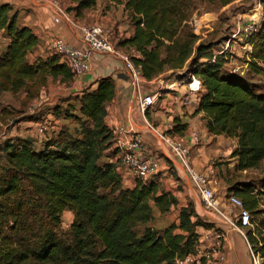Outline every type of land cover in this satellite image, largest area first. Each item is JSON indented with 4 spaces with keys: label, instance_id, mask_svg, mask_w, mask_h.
Returning a JSON list of instances; mask_svg holds the SVG:
<instances>
[{
    "label": "trees",
    "instance_id": "1",
    "mask_svg": "<svg viewBox=\"0 0 264 264\" xmlns=\"http://www.w3.org/2000/svg\"><path fill=\"white\" fill-rule=\"evenodd\" d=\"M68 1L73 5L66 9L77 15L97 2ZM262 3V24L248 42L250 66L258 72H264L259 66L264 64ZM185 7L184 0H126L134 33L123 43L139 55L132 59L147 80L165 72L181 78L180 73L189 68L201 81L198 111L204 113L207 131L237 140L232 157L237 159L238 171L256 168L264 159V94L224 73L228 56L215 55L216 44L201 40L183 25ZM17 19L13 5L0 3V30L9 38L0 54V92L28 91L27 99H32L36 97L29 88L33 82L44 86L48 77L72 80L74 74L56 54L29 62L38 37L29 27L19 26ZM114 97V79L101 78L95 88L77 97V114L69 110L65 115L80 126L78 136L64 127L44 142L42 150L36 149L31 138L0 144V264H176L194 251L199 229L212 228L197 217L191 202L180 208L178 223L162 232L147 224L153 219L152 205L166 214L178 200L171 192L158 194L155 177L136 180L131 189L123 187L118 162H111L106 153L112 148L119 152L106 124L107 104ZM58 107L53 115L60 117ZM183 129L177 124L169 133L178 135ZM253 189L241 183L229 188L252 219L262 214ZM67 210L74 214V221L63 232L62 216ZM246 236L254 253L264 260V236L258 235L257 226Z\"/></svg>",
    "mask_w": 264,
    "mask_h": 264
},
{
    "label": "crops",
    "instance_id": "2",
    "mask_svg": "<svg viewBox=\"0 0 264 264\" xmlns=\"http://www.w3.org/2000/svg\"><path fill=\"white\" fill-rule=\"evenodd\" d=\"M61 1L65 9L73 5L68 0ZM125 2L126 0H122L121 3L97 0L95 6L84 9L80 15H77L74 10L66 9L68 18L64 17L60 23H55L51 7L37 0H0V3L13 5L14 9L18 11V25L29 27L38 37V45L28 55L30 63L53 55L51 42L55 37H61L76 46H83L79 34L81 25H101L121 50L129 51L132 54L133 48L129 44L123 43L130 39L134 33L128 26L127 19L129 17L125 10ZM8 42L9 38L6 33L0 30V54L5 51ZM133 56L139 57L136 53ZM186 71H189V68ZM180 75L182 77L178 78L165 72L151 80L144 78L143 83L137 88L125 71L122 60L111 56H94L91 70L80 77H74L69 82H62L60 78L55 79L53 84L52 77H48L47 84L40 91L39 97L32 98L35 101L32 104L33 106H47L51 103H72L75 101L79 106L77 97L83 90L95 88L97 80L101 78L112 77L115 83V97L107 104L106 124L110 129L118 126L133 128L143 135L147 153L162 158L161 170L155 178L158 183V194L171 192L178 200L177 206L172 207L173 210H177V219L174 223H178L180 208L190 202L193 203L197 217L211 224L212 230H218L224 235L227 253L225 264H252L250 244L246 238L249 228L242 229L240 232L233 226L237 210L228 203V197L231 194L227 193V190L221 191L220 189V194L217 195L220 169L209 168L213 159L231 152L225 148L226 144L229 145L228 139L230 138L223 135H212L207 131L204 113L198 111L202 89L199 92H191L181 84L175 88V91L165 90V86L169 83H181L184 75L183 73ZM161 90L163 91L162 96L157 104L145 112L141 111L138 96ZM45 94H49V96L46 98L43 96ZM24 98H27L26 94H23L22 99ZM51 115L53 116L52 113ZM54 120L56 119L54 118ZM29 123V125L37 127L35 120H31ZM177 124L184 126L178 136L190 148V161L197 170L207 177L209 186L216 194L218 205L216 211L204 207L200 196L193 190L178 164L167 161V158H163L159 151L155 133L157 131L170 132ZM47 128L45 126V130ZM51 137L49 136L45 140ZM106 153L111 162L119 161L120 153L115 154L113 148L107 150ZM122 184L124 188L131 189L135 186V180L126 173L122 177ZM204 231L205 229L200 228L198 233Z\"/></svg>",
    "mask_w": 264,
    "mask_h": 264
},
{
    "label": "rangeland",
    "instance_id": "3",
    "mask_svg": "<svg viewBox=\"0 0 264 264\" xmlns=\"http://www.w3.org/2000/svg\"><path fill=\"white\" fill-rule=\"evenodd\" d=\"M59 2L62 4L61 0ZM184 3H186V7L183 9L186 18L183 25H188L199 35L201 40L216 44L213 49L215 55L225 53L228 56L229 62L224 66V73L240 78V80L252 87L255 93L264 94V72H258L251 68L252 45L248 43L251 35L259 30L263 21L262 0H184ZM127 20L129 22L128 26L134 31L130 24V19L128 18ZM107 36L118 47V44L111 40L109 33H107ZM127 53L131 54L129 51ZM259 66L264 69V64ZM189 72L191 70L182 73H186L184 75L186 76ZM51 79L54 80L52 84L55 83V79L53 77ZM56 79H59V77ZM34 83L29 85L30 91L35 92L36 97H39L40 91L46 85L39 86ZM27 92L21 91L17 94L0 92V144L8 139L31 138L34 140L36 149L42 150L46 141L45 138L49 136L55 138L61 128H68L74 135H79L81 129L77 122L65 118V115L69 114V110L73 114H77V102H59L51 103L53 105L49 104L47 106H33L32 103L35 102L33 99H22L23 94L27 95ZM43 96L47 98L49 94ZM70 105L74 107H70ZM56 106H60L58 107L60 117L55 113L54 117L51 115ZM31 120H35L37 127L29 125ZM45 126L48 127L47 130H45ZM228 143L229 145L226 144L225 148L231 152L229 151L230 153L227 155L213 159L209 164V168L220 169L217 195L220 194V189L221 191L227 190V193H229V188L235 183L251 185L254 188V193H257L260 199L259 209L262 214L252 219L249 230H254L257 226L258 235L264 236V222L260 224V221L264 220V191L262 190L264 159L256 168L238 171L236 169L237 159L231 158L232 152L237 147V140L230 138ZM229 194L232 195V193ZM152 215L153 219L147 224L153 229L162 232L176 221L177 210L171 208L168 213L161 214L152 205ZM73 221L74 214L71 211H65L62 216L61 231H69ZM142 229L143 226H140L137 230L141 231ZM1 238L0 232V243Z\"/></svg>",
    "mask_w": 264,
    "mask_h": 264
},
{
    "label": "built area",
    "instance_id": "4",
    "mask_svg": "<svg viewBox=\"0 0 264 264\" xmlns=\"http://www.w3.org/2000/svg\"><path fill=\"white\" fill-rule=\"evenodd\" d=\"M37 1L51 7L55 23H60L64 17L68 18L66 9L59 0ZM79 34L83 45L81 47L61 37H55L51 42L53 54L60 57L61 62L67 65L75 77H80L91 70L94 56H111L123 61L125 71L134 86L138 88L143 83L144 76L141 66L134 63L132 54L121 50L110 41L102 26L81 25ZM181 84L185 85L191 92H199L202 89L201 81L193 72H189L182 78L181 83H169L165 86V90L175 91V88ZM162 92L161 90L156 93L139 95L138 101L141 111L145 112L153 108L162 96ZM110 130L114 146L120 153L117 170L122 177L127 173L136 182V180H149L158 174L161 170L162 158L147 153L141 133L133 128L123 126L113 127ZM155 134L162 157L167 158L169 162L177 163L193 190L200 196L204 207L216 211L218 209L216 194L209 186L207 177L197 170L190 161L189 146L177 134L166 131H157ZM228 203L237 210L233 226L240 232L242 229L250 228L252 217L244 207L242 200L232 194L228 197ZM198 235L194 251L183 259H177L176 264H225L227 253L224 235L220 231L212 229H205ZM249 248L252 264H263V258L254 253L251 246Z\"/></svg>",
    "mask_w": 264,
    "mask_h": 264
}]
</instances>
